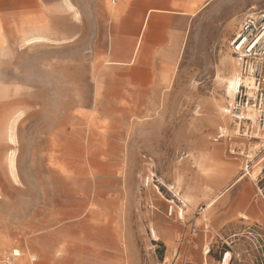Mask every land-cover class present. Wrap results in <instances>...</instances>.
Segmentation results:
<instances>
[{
    "label": "rangeland",
    "instance_id": "1",
    "mask_svg": "<svg viewBox=\"0 0 264 264\" xmlns=\"http://www.w3.org/2000/svg\"><path fill=\"white\" fill-rule=\"evenodd\" d=\"M261 12L0 0V261L264 264V139L230 112Z\"/></svg>",
    "mask_w": 264,
    "mask_h": 264
},
{
    "label": "built area",
    "instance_id": "2",
    "mask_svg": "<svg viewBox=\"0 0 264 264\" xmlns=\"http://www.w3.org/2000/svg\"><path fill=\"white\" fill-rule=\"evenodd\" d=\"M230 47L239 63L230 112L246 134L264 139V12L244 17ZM16 258L12 252L0 264H14Z\"/></svg>",
    "mask_w": 264,
    "mask_h": 264
},
{
    "label": "crops",
    "instance_id": "3",
    "mask_svg": "<svg viewBox=\"0 0 264 264\" xmlns=\"http://www.w3.org/2000/svg\"><path fill=\"white\" fill-rule=\"evenodd\" d=\"M198 7V6H197ZM196 7V8H197ZM178 9V8H177ZM178 10H180V8L178 9ZM196 10H195V6L193 7H185L184 9H183V11H181L180 13H188V12H192V13H194Z\"/></svg>",
    "mask_w": 264,
    "mask_h": 264
},
{
    "label": "bare ground",
    "instance_id": "4",
    "mask_svg": "<svg viewBox=\"0 0 264 264\" xmlns=\"http://www.w3.org/2000/svg\"><path fill=\"white\" fill-rule=\"evenodd\" d=\"M235 87H236V80H235V85H234V91H235ZM16 254H17L18 257L21 255L19 253H16Z\"/></svg>",
    "mask_w": 264,
    "mask_h": 264
}]
</instances>
